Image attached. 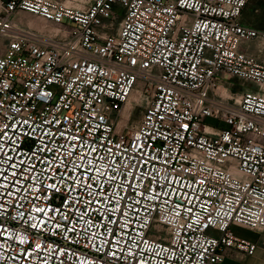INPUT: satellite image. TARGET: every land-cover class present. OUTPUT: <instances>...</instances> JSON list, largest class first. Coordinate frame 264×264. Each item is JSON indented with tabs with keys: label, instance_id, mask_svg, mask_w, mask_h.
Returning a JSON list of instances; mask_svg holds the SVG:
<instances>
[{
	"label": "built area",
	"instance_id": "built-area-1",
	"mask_svg": "<svg viewBox=\"0 0 264 264\" xmlns=\"http://www.w3.org/2000/svg\"><path fill=\"white\" fill-rule=\"evenodd\" d=\"M249 2L0 0V264L255 254L232 231H264V62L241 49L264 32L241 23Z\"/></svg>",
	"mask_w": 264,
	"mask_h": 264
},
{
	"label": "crops",
	"instance_id": "crops-1",
	"mask_svg": "<svg viewBox=\"0 0 264 264\" xmlns=\"http://www.w3.org/2000/svg\"><path fill=\"white\" fill-rule=\"evenodd\" d=\"M77 7H83V6L78 4ZM261 12L262 9L256 6L253 8V10L250 13L251 17L246 18L243 13L241 23L244 26L255 28L262 31L263 30L261 28L262 26H258L254 22V18L257 15H259ZM251 45L252 43L248 45H244L242 46L241 49L250 55L257 56L260 59V61L264 62L263 51L261 53L259 51L258 54L252 53L250 51ZM232 231L237 237L255 244L257 246V249L255 254L252 256L244 255L235 250L228 251L223 264H264V231H255L240 225H234L232 227ZM211 235L214 237L220 236V234L217 231H211Z\"/></svg>",
	"mask_w": 264,
	"mask_h": 264
},
{
	"label": "rangeland",
	"instance_id": "rangeland-1",
	"mask_svg": "<svg viewBox=\"0 0 264 264\" xmlns=\"http://www.w3.org/2000/svg\"><path fill=\"white\" fill-rule=\"evenodd\" d=\"M61 1H67L69 3V0H61ZM259 7L262 9V12L257 15L254 18V22L255 24H257L258 26H262L261 28L263 29L262 32H264V0H250L245 12H244V16L247 17H251L250 13L253 10L254 7ZM16 20L18 22H21L25 25H29L31 27L34 28H42L45 25H49L51 26L52 24L45 22L44 20L37 18L35 16L29 15V14H24V13H20L16 16ZM54 27V26H53ZM262 50L263 51V57H264V39L254 42L252 43L251 47H250V51L252 53L258 54V52ZM229 84H231V91L234 94H240L244 88H242L240 86V82L236 79H229L228 80ZM250 89L252 90H257V88L249 86ZM146 102L145 100H140V101H136V105L133 107V114L130 117V125H137L142 117V113L143 110L145 108ZM209 123H214L213 120H208Z\"/></svg>",
	"mask_w": 264,
	"mask_h": 264
}]
</instances>
